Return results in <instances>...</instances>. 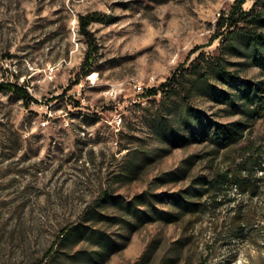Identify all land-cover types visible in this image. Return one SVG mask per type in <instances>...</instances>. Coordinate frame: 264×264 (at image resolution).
<instances>
[{
  "label": "rangeland",
  "instance_id": "rangeland-1",
  "mask_svg": "<svg viewBox=\"0 0 264 264\" xmlns=\"http://www.w3.org/2000/svg\"><path fill=\"white\" fill-rule=\"evenodd\" d=\"M233 2L0 0V82L34 97L0 92V264H264V172L252 198L231 184L217 201L188 195L202 202L196 215L168 214L175 192L263 149L264 118L214 73L171 96L145 92L201 54L264 87L252 49L215 38ZM92 11L112 21L90 23L84 75L78 18ZM237 120L240 142L216 151L203 133Z\"/></svg>",
  "mask_w": 264,
  "mask_h": 264
},
{
  "label": "trees",
  "instance_id": "trees-1",
  "mask_svg": "<svg viewBox=\"0 0 264 264\" xmlns=\"http://www.w3.org/2000/svg\"><path fill=\"white\" fill-rule=\"evenodd\" d=\"M244 1L234 0L227 12H221L219 14L215 23V38H219L223 46L235 48L239 44H245L247 48L252 49L254 58L258 59L264 66V31L256 27L246 28L240 25L241 22L264 25V0H256L248 10L243 8ZM78 20L79 31L85 36L88 46L81 63L83 74L87 75L91 72L96 52L93 33L88 27L93 21L111 22L112 18L105 13L92 11L80 15ZM208 59L204 54H201L190 63L189 67L185 65L180 66L177 71L158 86L147 88L145 90L146 95L151 96L158 92H163L165 95L168 94L171 96L186 90L185 85L189 76L195 75V83L203 84L207 81L208 74L214 73L221 79L235 85L238 93L237 97L243 101L242 106H244L246 111L251 113V117L259 116L264 118V87L261 86L262 83L253 84L241 80L220 61H213L210 58L211 60L208 62ZM205 62L206 65L204 64ZM197 85L192 84L190 90H187L188 93L195 89ZM0 92L12 93L25 101L34 100V97L29 94L27 88L16 82L1 81ZM247 127L248 125L242 120L224 123L214 122L212 124L213 129L210 132H204L203 135L215 147L216 151H218L239 143ZM258 171L264 172V148L259 151L251 148V150L245 152L239 161L230 165V168L223 172H214L210 177L205 178L200 186L201 190L196 185H190L186 189L175 192L172 195V201L177 210L168 213L171 215V220L179 219L181 215L187 213L196 215L203 210L200 200L189 197L196 192H198L199 197L207 195L210 199L217 201L216 198L219 195V191L233 184L238 189V193H247L248 197L252 198L257 193L259 178H256V174ZM217 204L218 202L214 203V206H217ZM132 205L133 203L129 201L124 207L130 210V206ZM133 211L136 213L137 209ZM163 214L161 212L160 217ZM241 218V211L239 209L235 217V222L239 224ZM74 228L77 229L78 225ZM237 231L239 235H243V227L237 228Z\"/></svg>",
  "mask_w": 264,
  "mask_h": 264
}]
</instances>
